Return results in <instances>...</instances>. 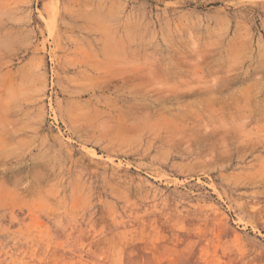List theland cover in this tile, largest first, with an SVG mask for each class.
Returning <instances> with one entry per match:
<instances>
[{"label": "rangeland", "instance_id": "374dc122", "mask_svg": "<svg viewBox=\"0 0 264 264\" xmlns=\"http://www.w3.org/2000/svg\"><path fill=\"white\" fill-rule=\"evenodd\" d=\"M0 264H264V0H0Z\"/></svg>", "mask_w": 264, "mask_h": 264}, {"label": "bare ground", "instance_id": "6f19581e", "mask_svg": "<svg viewBox=\"0 0 264 264\" xmlns=\"http://www.w3.org/2000/svg\"><path fill=\"white\" fill-rule=\"evenodd\" d=\"M174 90V89H173ZM216 102V101H215ZM214 103V102H213ZM214 105V104H213ZM213 108V107H212ZM212 108H211V110H212Z\"/></svg>", "mask_w": 264, "mask_h": 264}]
</instances>
